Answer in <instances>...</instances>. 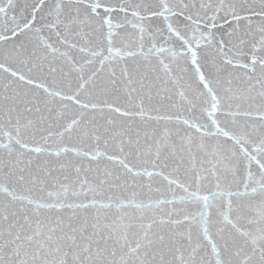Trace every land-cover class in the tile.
<instances>
[{"label":"snow or ice","instance_id":"obj_1","mask_svg":"<svg viewBox=\"0 0 264 264\" xmlns=\"http://www.w3.org/2000/svg\"><path fill=\"white\" fill-rule=\"evenodd\" d=\"M0 264H264V0H0Z\"/></svg>","mask_w":264,"mask_h":264}]
</instances>
